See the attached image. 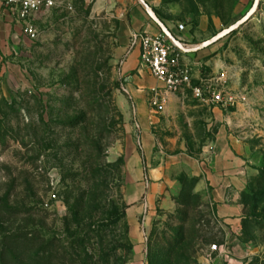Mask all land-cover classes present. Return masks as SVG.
I'll list each match as a JSON object with an SVG mask.
<instances>
[{
	"label": "rangeland",
	"instance_id": "obj_1",
	"mask_svg": "<svg viewBox=\"0 0 264 264\" xmlns=\"http://www.w3.org/2000/svg\"><path fill=\"white\" fill-rule=\"evenodd\" d=\"M142 2L166 28L182 25L187 46L249 16L186 53L201 96L165 97L157 112L153 152L170 158L152 214L134 215V229L128 192L142 165L129 161L141 157L142 141L121 91V28L142 7L53 0L0 89V264H264V0ZM207 90L230 95L232 105L206 102ZM217 137L247 181L245 219L229 237L197 178L172 160L201 164Z\"/></svg>",
	"mask_w": 264,
	"mask_h": 264
},
{
	"label": "crops",
	"instance_id": "obj_2",
	"mask_svg": "<svg viewBox=\"0 0 264 264\" xmlns=\"http://www.w3.org/2000/svg\"><path fill=\"white\" fill-rule=\"evenodd\" d=\"M176 28L175 26L167 29L179 42L187 46V41L180 38L183 31L179 32ZM157 30V26L142 8L133 7L122 24L120 34L121 50L125 53L124 86L128 92V96L122 95L124 106H126V110L123 111L131 126H138L142 141L141 157L139 158L138 154H132L129 161L133 167L137 166L138 162L142 165L141 170L134 173L135 185L131 186L128 192L131 203L134 204L130 209V221L134 229L137 226L133 220L134 215L144 213L145 219H149L152 214V204L166 182L164 174L168 166H164V162L166 163L170 158L166 157L163 160L153 152L154 143L150 134L151 128L158 119L157 112L149 103L152 96L151 90L158 89L162 92V85L149 75L146 68L141 66L138 48L128 49L131 33L154 34ZM29 41L22 34L20 24L4 10H0V89L10 77L8 73L17 72L16 58L23 45ZM182 54L189 64L190 54ZM165 95L167 99L170 96H177L169 93ZM219 112L212 110L213 117L218 119L221 116ZM209 149L201 164L188 157H177L172 160L177 159L182 162L188 167V174L197 178L196 185L206 194L213 216L224 226L225 236L237 235L245 219L244 206L239 199L247 182L246 173L235 161L226 138L217 137Z\"/></svg>",
	"mask_w": 264,
	"mask_h": 264
},
{
	"label": "built area",
	"instance_id": "obj_3",
	"mask_svg": "<svg viewBox=\"0 0 264 264\" xmlns=\"http://www.w3.org/2000/svg\"><path fill=\"white\" fill-rule=\"evenodd\" d=\"M52 6L53 0H0V10H4L20 24L22 34L30 41H34L37 37L33 24L35 17ZM157 29L154 34L131 33L128 49L138 48L141 66L146 68L149 75L162 85V92L158 89L151 90L152 96L149 100L150 106L156 112H160L166 93L182 95L190 91L196 96H201L202 93L201 87L192 83L191 67L185 61L182 52L169 41L158 26ZM176 29L179 32L184 30L182 25H178ZM14 39L17 38L14 37ZM121 91L128 96L125 87H121ZM204 100L223 106L232 105L230 95L223 96L220 92L210 90L205 93ZM134 127L137 131L139 130L137 125ZM212 249L215 250L216 247L213 246Z\"/></svg>",
	"mask_w": 264,
	"mask_h": 264
},
{
	"label": "water",
	"instance_id": "obj_4",
	"mask_svg": "<svg viewBox=\"0 0 264 264\" xmlns=\"http://www.w3.org/2000/svg\"><path fill=\"white\" fill-rule=\"evenodd\" d=\"M139 4L141 5L142 9L145 11V13L149 16V18L160 28V30L165 34V36L169 39V41L174 44V46L181 51L182 53H190L195 52L199 49H202L204 47L212 45L215 41H217L224 33H229L235 29H237L240 25H242L247 19L246 17L243 21L235 23L233 26L229 27L227 30H225L223 33L215 36L211 40L199 44L197 46H185L181 42H179L172 34L171 32L164 26L152 13L151 11L144 5L142 0H138Z\"/></svg>",
	"mask_w": 264,
	"mask_h": 264
},
{
	"label": "trees",
	"instance_id": "obj_5",
	"mask_svg": "<svg viewBox=\"0 0 264 264\" xmlns=\"http://www.w3.org/2000/svg\"><path fill=\"white\" fill-rule=\"evenodd\" d=\"M197 181V180H196Z\"/></svg>",
	"mask_w": 264,
	"mask_h": 264
}]
</instances>
